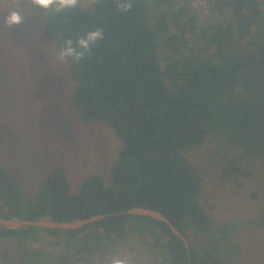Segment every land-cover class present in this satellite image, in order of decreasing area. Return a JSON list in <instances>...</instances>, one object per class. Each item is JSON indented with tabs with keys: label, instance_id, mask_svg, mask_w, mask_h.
<instances>
[{
	"label": "trees",
	"instance_id": "trees-1",
	"mask_svg": "<svg viewBox=\"0 0 264 264\" xmlns=\"http://www.w3.org/2000/svg\"><path fill=\"white\" fill-rule=\"evenodd\" d=\"M193 1L132 0L124 12L117 0H94L46 16L45 34L61 51L69 39L84 51L78 40L102 30L81 60L66 57L72 105L85 120L113 128L123 146L111 187L93 174L74 194L59 166L22 201L0 166V218L78 222L103 215L73 229L0 226V240L14 248L0 252V264H80L118 251L134 235L155 252L156 264H224L188 242L187 219L200 227L211 218L200 203V170L187 153L211 146L229 176L264 164V0H206L204 20ZM137 206L164 214L183 237L165 221L127 212Z\"/></svg>",
	"mask_w": 264,
	"mask_h": 264
},
{
	"label": "rangeland",
	"instance_id": "rangeland-1",
	"mask_svg": "<svg viewBox=\"0 0 264 264\" xmlns=\"http://www.w3.org/2000/svg\"><path fill=\"white\" fill-rule=\"evenodd\" d=\"M92 2L81 0L86 7ZM197 2L192 11L204 20L210 12ZM25 8L24 22L11 29L3 28L0 19V166L10 174L22 201L59 166L67 171L68 194L79 192L83 180L93 174L111 187L112 167L123 143L113 128L85 120L74 108L75 81L67 58L58 61L61 50L45 34V11L30 3ZM187 156L200 170V203L211 218L200 227L187 219L188 242L201 255L213 250L224 264H264V164H246L248 174L237 177L223 175L226 159L211 146ZM120 246L80 264H106L117 252L130 257L132 264L157 263L155 252L135 235ZM12 248L0 240V252Z\"/></svg>",
	"mask_w": 264,
	"mask_h": 264
},
{
	"label": "clouds",
	"instance_id": "clouds-1",
	"mask_svg": "<svg viewBox=\"0 0 264 264\" xmlns=\"http://www.w3.org/2000/svg\"><path fill=\"white\" fill-rule=\"evenodd\" d=\"M25 3L38 6L45 11V15L47 16L49 13H66L69 9H74L81 4V0H0V19L3 20V28L11 29L24 22L27 13ZM132 7V0H127L126 3H121L120 0H117V8L120 11L127 12ZM5 12L7 15H4ZM98 39H103L101 29L97 28L95 31H88L87 39L80 38L78 40L79 46L84 51H77L71 46L73 43L72 40H67L68 46L58 53V61L63 63L65 57L68 56L73 57L75 60H81L85 52L91 51L90 44L96 42ZM106 264H132V260L127 255L117 252L107 259Z\"/></svg>",
	"mask_w": 264,
	"mask_h": 264
},
{
	"label": "water",
	"instance_id": "water-1",
	"mask_svg": "<svg viewBox=\"0 0 264 264\" xmlns=\"http://www.w3.org/2000/svg\"><path fill=\"white\" fill-rule=\"evenodd\" d=\"M128 213H138V214H145V215H149L152 216L156 219L165 221L167 224H169V226L171 227V229L178 235L182 236V234L180 233V231L178 229H176V227L172 224V222L162 213L147 208V207H142V206H137L134 208H131L127 211ZM103 215H97L94 216L88 220H81L78 222H55V221H51V220H40V221H29V220H23V221H14V220H6L3 218H0V222H2L4 224L5 227H9V228H18L21 226H25V225H38V226H43V227H50V228H63V229H73V228H78L80 226L85 225L88 222L97 220L99 218H102ZM183 237V236H182Z\"/></svg>",
	"mask_w": 264,
	"mask_h": 264
},
{
	"label": "built area",
	"instance_id": "built-area-1",
	"mask_svg": "<svg viewBox=\"0 0 264 264\" xmlns=\"http://www.w3.org/2000/svg\"><path fill=\"white\" fill-rule=\"evenodd\" d=\"M200 4V7L201 9L204 11V12H209L210 11V7H209V4L206 0H198V2ZM195 7V6H193ZM196 8V7H195Z\"/></svg>",
	"mask_w": 264,
	"mask_h": 264
}]
</instances>
